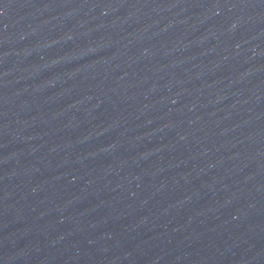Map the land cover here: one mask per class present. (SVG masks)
I'll return each mask as SVG.
<instances>
[{"label":"water","instance_id":"95a60500","mask_svg":"<svg viewBox=\"0 0 264 264\" xmlns=\"http://www.w3.org/2000/svg\"><path fill=\"white\" fill-rule=\"evenodd\" d=\"M0 264H264V0H0Z\"/></svg>","mask_w":264,"mask_h":264}]
</instances>
